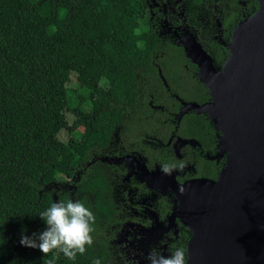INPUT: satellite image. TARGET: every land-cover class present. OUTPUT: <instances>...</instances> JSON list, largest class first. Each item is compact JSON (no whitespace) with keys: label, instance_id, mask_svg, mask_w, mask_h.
Returning a JSON list of instances; mask_svg holds the SVG:
<instances>
[{"label":"trees","instance_id":"obj_1","mask_svg":"<svg viewBox=\"0 0 264 264\" xmlns=\"http://www.w3.org/2000/svg\"><path fill=\"white\" fill-rule=\"evenodd\" d=\"M248 1L256 10L257 0ZM141 10L138 0H0V264L51 257L22 245L21 235L45 227L37 214L50 203L70 200L57 184L89 147L104 146L116 124L146 111L137 90L143 77L160 86L152 59L172 88L192 83L196 91L181 96L205 98L193 77L179 79L171 66L179 48L170 54ZM198 117L187 130L198 132ZM81 182L93 193L94 204H85L93 234L111 208L99 201L106 180L95 172ZM102 254L86 244L74 261L59 254L56 264H91L94 257L103 264Z\"/></svg>","mask_w":264,"mask_h":264},{"label":"flooded vegetation","instance_id":"obj_2","mask_svg":"<svg viewBox=\"0 0 264 264\" xmlns=\"http://www.w3.org/2000/svg\"><path fill=\"white\" fill-rule=\"evenodd\" d=\"M233 1L138 0L143 24L155 32L170 54L173 47L179 48L181 57L171 62L179 69V79L193 77L194 85H201L206 96H181L196 91L192 83L179 82L180 87L172 88L152 59L160 86L152 88L143 77L137 90L145 99L146 111L137 110L136 116L116 124L104 146L89 147L72 167L71 176H61L59 196L66 194L70 200L81 199L92 206V190L81 180L95 172L104 174L106 184L101 186L99 201L111 208L101 215L91 234L92 247L103 253V264H146L149 249L165 255L177 246L186 249L190 230L171 215L175 199L167 185L170 178L161 180L159 171L183 183L200 177L215 179L225 164L226 152L217 146L220 132L209 118L193 109L180 116L178 112L186 103L202 104L210 99L200 81L199 66L186 56L184 48L199 45L213 67L219 68L229 54L234 26L255 11L248 0ZM181 59L185 62H179ZM199 115L198 132L187 130V122L196 121Z\"/></svg>","mask_w":264,"mask_h":264},{"label":"water","instance_id":"obj_3","mask_svg":"<svg viewBox=\"0 0 264 264\" xmlns=\"http://www.w3.org/2000/svg\"><path fill=\"white\" fill-rule=\"evenodd\" d=\"M234 26L224 63L213 67L199 45L185 47L210 99L186 103L209 118L226 152L215 179L178 183L172 214L190 230L186 264H264V0Z\"/></svg>","mask_w":264,"mask_h":264},{"label":"clouds","instance_id":"obj_4","mask_svg":"<svg viewBox=\"0 0 264 264\" xmlns=\"http://www.w3.org/2000/svg\"><path fill=\"white\" fill-rule=\"evenodd\" d=\"M45 227L39 232L21 235L20 243L38 248L50 258L44 264H56L59 254L74 261L77 253L85 252V245L92 244L93 212L82 202L65 200L52 202L38 214ZM146 264H186L187 251L177 246L167 255L155 249H149L145 255ZM91 264H100L99 258H92Z\"/></svg>","mask_w":264,"mask_h":264}]
</instances>
